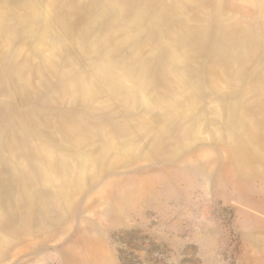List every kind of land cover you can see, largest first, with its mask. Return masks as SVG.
Instances as JSON below:
<instances>
[{
	"label": "rangeland",
	"instance_id": "rangeland-1",
	"mask_svg": "<svg viewBox=\"0 0 264 264\" xmlns=\"http://www.w3.org/2000/svg\"><path fill=\"white\" fill-rule=\"evenodd\" d=\"M0 264H264V0H0Z\"/></svg>",
	"mask_w": 264,
	"mask_h": 264
}]
</instances>
